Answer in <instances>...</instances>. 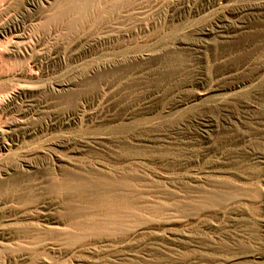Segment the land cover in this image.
<instances>
[{"label": "rangeland", "instance_id": "374dc122", "mask_svg": "<svg viewBox=\"0 0 264 264\" xmlns=\"http://www.w3.org/2000/svg\"><path fill=\"white\" fill-rule=\"evenodd\" d=\"M260 2L96 0L53 22L56 3L0 0V30L28 35V59L0 72L3 126L24 130L0 158V221L104 207L92 184L127 177L124 224L142 223L125 245L93 251L80 249L92 246L86 228L68 226L86 243L77 250L9 229L0 264H264V13L250 10Z\"/></svg>", "mask_w": 264, "mask_h": 264}, {"label": "bare ground", "instance_id": "6f19581e", "mask_svg": "<svg viewBox=\"0 0 264 264\" xmlns=\"http://www.w3.org/2000/svg\"><path fill=\"white\" fill-rule=\"evenodd\" d=\"M47 4H58L59 9L55 12V13H50V15L52 14V17L49 19L50 21L53 22H58V21H62L64 17L71 15V16H75L77 18V16L80 17V15L82 13H84L85 11H87L89 9V7L91 6V4L95 3L94 0H44ZM122 1V0H121ZM126 1V0H125ZM124 2V1H123ZM128 2V1H127ZM115 3V2H114ZM117 3V2H116ZM250 10H252V14L254 15H260L262 13H264V2H260L258 4L255 5H251ZM48 15V16H50ZM79 20V19H78ZM78 20L75 22H78ZM80 21V20H79ZM68 22V21H66ZM224 22V21H223ZM62 23V22H61ZM221 23V22H220ZM237 26V25H236ZM239 26V25H238ZM237 28H240L238 27ZM218 27V26H217ZM220 27H223V24H221ZM230 27V26H229ZM235 28V27H234ZM20 29V28H19ZM230 29V28H229ZM56 31V30H55ZM50 32V31H49ZM209 33V32H208ZM222 33V32H220ZM28 35L26 34V32L24 30H18V28L14 25H6L2 28V30H0V72H6L9 71L10 68H12V65L15 64L16 62L12 59L13 57L17 56H22L23 58L28 59V57H26L27 55V50H26V44L27 41L26 39ZM33 58V57H32ZM17 60V59H16ZM33 61V60H32ZM31 62V61H30ZM17 65V64H15ZM26 65V64H25ZM35 65V63H34ZM14 67V66H13ZM22 67V66H21ZM21 74L26 75L27 77L30 76L34 73V70L32 68V66L27 63V65L25 67L21 68ZM35 74V73H34ZM23 85V84H22ZM26 85V84H24ZM21 86V85H20ZM30 86V85H28ZM27 86V87H28ZM25 87V86H24ZM32 87V86H31ZM21 89V88H20ZM21 92V91H20ZM19 93V92H17ZM20 96V94H19ZM17 98V97H16ZM5 99V98H4ZM4 99H0V158L2 159L3 157L7 156L11 150V145L9 143H7V139H9L12 134L16 131L18 132H24V130H13L12 126L15 123H11L10 125L3 126V123L1 121L3 114L7 115V111H8V106L3 107V101L5 102ZM15 100V99H13ZM12 101V100H11ZM7 103V102H6ZM11 104V103H10ZM9 105V103H8ZM10 107V106H9ZM11 108V107H10ZM9 108V109H10ZM11 110V109H10ZM5 127V128H4ZM60 145V144H59ZM9 156V155H8ZM7 158V157H6ZM66 172V171H65ZM71 176V175H70ZM18 177V176H17ZM16 177V178H17ZM70 178H74L70 177ZM80 178V177H79ZM19 179V178H18ZM21 179V178H20ZM19 179V180H20ZM13 180V179H12ZM15 180V179H14ZM77 180V179H76ZM81 180V179H80ZM105 180V179H104ZM110 180V179H107ZM18 181V180H17ZM114 181V180H113ZM22 182V180H21ZM72 182L74 183L75 181L72 180ZM70 183L69 185L71 186V184L74 188V184ZM3 184V183H2ZM12 184V183H11ZM10 184V185H11ZM79 186L82 185L81 183H77ZM4 185V184H3ZM18 185V184H17ZM26 185V184H25ZM139 185V184H138ZM9 186V185H8ZM23 186V185H22ZM27 186V185H26ZM133 186V184H132ZM2 187V186H1ZM20 187V186H19ZM30 187V186H29ZM84 187L80 186L79 187V191H80V195H82L84 197L85 191L83 189ZM21 189V188H20ZM92 190H94L93 194L90 195H98L101 199V202H103L104 207H99L96 208L95 205H93L92 208H89V211H83V212H79L81 210H76V208L74 207V209L78 212H76L75 214H71L69 211V215H67V213L65 215H67L68 217L63 221H54V223H56V225L51 224L52 222L47 220V213L44 210H40L39 215L37 217H40L39 220H34L35 217L31 214H19L18 216H16V214L13 216H8L7 218H5L4 220L0 221L2 223H0V234H5V232H7V230L9 229H17V231H19L23 236L26 237H32V238H37L35 240H39L41 237H39V234H45L48 236L50 235L51 237V241L53 239L57 240V242H61L62 244L67 243L66 245L69 246H76V247H82L84 246L86 243H84L83 238L81 237H77L74 236L72 234H69L67 232L68 231H75L72 229V227H80V228H86L87 231L90 232V235L88 233V235L90 236L89 239H91V242L87 243L88 245H92L91 247H86L85 249L82 247L80 249H83V251L85 250H90L93 251L95 250V247L97 243H102L105 246H109L112 247V249L114 247H116L117 244L123 246L125 245L128 241V235L130 233L133 234H138L140 231H142V223L137 225L134 228L128 229L126 228V226L129 224L128 219H124L126 212H123L124 208H128V207H132L133 204H131L128 201V198L131 194L132 191V187L130 185V183L127 181V177H124V179L122 180H118V182L114 183V182H109V181H103V179L97 184L94 183L92 184L91 187ZM134 189V188H133ZM12 190V189H11ZM73 190V189H72ZM75 191V190H73ZM7 191V190H6ZM29 191V190H28ZM78 191V190H76ZM24 192V190H23ZM33 193V192H32ZM14 194V193H13ZM22 194V193H21ZM28 195V194H27ZM33 195V194H32ZM31 195V196H32ZM134 195V194H133ZM13 196V195H12ZM29 196V195H28ZM15 197V196H14ZM17 197V196H16ZM25 197V196H24ZM98 197V198H99ZM134 197V196H133ZM30 199V198H29ZM92 199V198H91ZM24 200H27L26 198ZM36 200V199H35ZM90 200V198H89ZM94 200V199H93ZM131 200V199H130ZM92 202V201H91ZM132 202V201H131ZM28 203V202H27ZM43 203V202H42ZM136 203V202H135ZM4 204V203H3ZM41 204V203H40ZM94 204V202H93ZM10 205V204H9ZM26 205V204H25ZM30 204H27V206H29ZM43 205V204H42ZM102 205V204H101ZM100 205V206H101ZM139 205V204H138ZM6 206V205H5ZM8 207V206H7ZM17 207V205H16ZM43 207V206H42ZM71 207V206H69ZM68 207V208H69ZM135 207V206H133ZM20 208V207H19ZM29 208V207H28ZM126 208V209H127ZM140 208V206H139ZM9 209V208H8ZM73 209V208H72ZM82 209V208H81ZM134 209V208H133ZM66 210V209H65ZM136 210V208H135ZM36 211V210H34ZM33 211V212H34ZM73 211V210H72ZM140 211V210H139ZM31 212V211H30ZM67 212V211H66ZM123 212V213H122ZM29 213V212H28ZM32 213V212H31ZM74 213V212H73ZM36 214V213H35ZM128 214V212H127ZM126 214V215H127ZM132 214V213H131ZM142 215V214H141ZM1 216V215H0ZM5 216V215H4ZM63 216V215H62ZM84 217V218H83ZM4 218V217H3ZM137 218V216L135 217ZM37 219V218H36ZM62 219V218H61ZM132 220V219H131ZM124 221H126L127 225L124 224ZM128 221V222H127ZM134 221V219H133ZM142 220H140L141 222ZM135 223V221H134ZM139 223V221H138ZM136 224V223H135ZM135 224H132L133 226H135ZM125 225V227H124ZM130 225V224H129ZM71 227V230L68 229ZM130 228V226H127ZM132 227V226H131ZM76 228V229H77ZM82 230V229H79ZM12 232V231H11ZM14 232V231H13ZM18 232V233H19ZM76 232V231H75ZM78 232V231H77ZM82 233V232H81ZM11 234V233H10ZM76 234V233H75ZM84 234V233H83ZM13 235V234H12ZM15 235V234H14ZM19 235V234H18ZM17 235V236H18ZM34 235V237H33ZM79 235V234H78ZM81 235V234H80ZM134 235V236H135ZM6 236V235H5ZM2 237V236H1ZM134 238V237H132ZM15 239V238H14ZM28 239V238H27ZM24 239V240H27ZM31 239V238H30ZM44 239V238H43ZM30 241V240H29ZM28 241V242H29ZM31 242V241H30ZM38 243V241H36ZM45 242V241H44ZM42 240V243L45 244ZM87 242V240H86ZM14 243V242H13ZM41 243V241L39 242ZM38 243V244H39ZM41 243V244H42ZM7 244V243H5ZM5 244L0 242V247H5ZM31 244V243H30ZM39 244V245H41ZM52 244V243H50ZM61 244V246H63ZM18 245V244H17ZM27 245V244H26ZM25 245V248H26ZM32 245V244H31ZM37 245V244H36ZM49 245V244H48ZM8 246V244H7ZM15 246V245H14ZM22 246V245H21ZM44 246V245H43ZM46 246V245H45ZM53 246V245H52ZM57 246V245H56ZM11 247V245H10ZM24 247V246H22ZM32 248V246H30ZM48 247V246H47ZM75 247V249H76ZM7 247H5L6 249ZM12 248V247H11ZM10 248V249H11ZM19 248V247H18ZM8 250H10L9 248H7ZM7 249L5 250V252L7 251ZM21 250V248H19ZM33 249V248H32ZM73 249V248H72ZM71 249V250H72ZM74 249V250H75ZM15 250V249H14ZM27 250V249H26ZM25 250V251H26ZM53 250V249H52ZM73 250V251H74ZM77 250V249H76ZM110 250V249H109ZM3 251V250H2ZM12 251V250H10ZM24 251V250H23ZM24 251V252H25ZM30 251V249H29ZM45 251V250H44ZM80 251V250H78ZM1 252V251H0ZM16 252V250H15ZM2 253V252H1ZM0 253V254H1ZM10 253V252H9ZM8 253V254H9ZM14 253V252H13ZM21 253L22 251H18V254ZM27 253V252H26ZM4 254V252H3ZM2 254V255H3ZM11 254V253H10ZM16 254V253H14ZM32 254V253H31ZM120 254V253H119ZM30 255V254H29ZM187 255V254H186ZM8 256V255H7ZM10 256V255H9ZM20 256V255H19ZM22 256V255H21ZM20 256V257H21ZM25 256V255H24ZM1 257V256H0ZM13 257V254H12ZM18 257V255L16 254V258ZM5 259V257H4ZM15 259V258H13ZM19 258H17L18 260ZM29 259V258H28ZM6 260H9L8 258ZM47 259H45L44 264H49L50 262L46 261ZM20 261V260H19ZM27 261V260H26ZM29 261V260H28ZM9 262V261H8ZM10 263V262H9ZM16 260L11 263V264H16ZM42 263V262H41ZM40 263V264H41Z\"/></svg>", "mask_w": 264, "mask_h": 264}]
</instances>
